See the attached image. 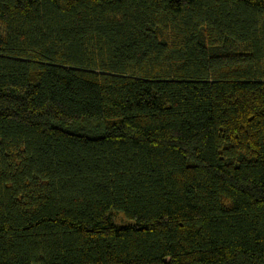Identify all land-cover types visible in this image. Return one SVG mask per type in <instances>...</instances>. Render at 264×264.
<instances>
[{
    "label": "trees",
    "instance_id": "1",
    "mask_svg": "<svg viewBox=\"0 0 264 264\" xmlns=\"http://www.w3.org/2000/svg\"><path fill=\"white\" fill-rule=\"evenodd\" d=\"M0 264H264V0H0Z\"/></svg>",
    "mask_w": 264,
    "mask_h": 264
},
{
    "label": "rangeland",
    "instance_id": "2",
    "mask_svg": "<svg viewBox=\"0 0 264 264\" xmlns=\"http://www.w3.org/2000/svg\"><path fill=\"white\" fill-rule=\"evenodd\" d=\"M114 220L116 221V223H124L125 222V218L122 215L117 214L114 217Z\"/></svg>",
    "mask_w": 264,
    "mask_h": 264
}]
</instances>
